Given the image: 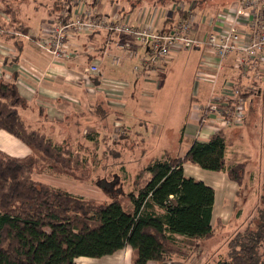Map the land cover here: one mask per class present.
Returning <instances> with one entry per match:
<instances>
[{
    "label": "trees",
    "instance_id": "trees-1",
    "mask_svg": "<svg viewBox=\"0 0 264 264\" xmlns=\"http://www.w3.org/2000/svg\"><path fill=\"white\" fill-rule=\"evenodd\" d=\"M83 1L85 7L98 13L92 8V2L99 4L100 0ZM195 1L169 0L167 5L177 16L174 24L191 19L192 15L198 16L195 11L198 1L197 4ZM0 2V11L4 3V11L13 16L10 0ZM153 2L156 0L149 1ZM203 2L206 4L209 0L200 1L199 13L216 12V7L215 11L210 10L211 5ZM77 4L80 2L72 5ZM67 8L66 18L61 19H71L68 16L71 7ZM13 27V32L28 34L27 27ZM0 28L10 30L4 25ZM170 28L156 29L168 31ZM104 103L98 108L106 117ZM27 105L16 82L0 74V129L31 149L25 157L8 158L0 150V264H76V257H101L128 245L133 249L135 264L164 263L176 256L188 261L200 245V239L214 235L215 189L204 181L188 177L184 164L189 162L224 172L239 189L244 186L248 164L243 161L227 165L225 132L219 130L208 141L195 140L184 156L156 160L140 169L133 179L132 190L127 193L115 187L116 180H93L107 193L108 200L74 194L36 175L49 172L85 181L90 176L91 165L83 155V146L76 148L67 140L54 141L44 131L32 128L20 113ZM262 185L253 218L228 243L229 259L206 264H264V180ZM125 199L131 200L132 210H125Z\"/></svg>",
    "mask_w": 264,
    "mask_h": 264
},
{
    "label": "crops",
    "instance_id": "crops-1",
    "mask_svg": "<svg viewBox=\"0 0 264 264\" xmlns=\"http://www.w3.org/2000/svg\"><path fill=\"white\" fill-rule=\"evenodd\" d=\"M157 2L159 1L156 0V2H153V4H157ZM236 2L237 0H233L229 2L228 5H235ZM32 3L34 4L33 6L37 8L34 0L32 1ZM151 4L149 3V1H147L145 5L150 6ZM222 5L225 7L227 4ZM1 6L3 7V9H1L0 13L3 14L4 5ZM13 6L14 8L12 19L3 18L1 16L0 24L6 27H10L9 31H12L14 29L13 26L15 25L21 26L23 28L27 27L28 34L33 37H37L41 34L46 33V31L51 27L52 24L56 23L57 20L64 18L65 14L68 12L67 7H61L57 13L51 15V17H49L48 19L39 18L38 22H32L31 20L30 22H26L23 20V17H27L29 15L28 4L26 5V10L24 11H22L17 5ZM149 6H144L142 16L140 15L141 11H139L138 14L131 17L130 20L134 23L137 21V24L148 23L153 25L157 29H166L168 27L170 28L177 21L176 13L174 11H169V8H167L166 6ZM211 6H209L210 10L215 9V6ZM223 6L216 9L218 10ZM69 7H71V12L68 16L69 18H72L75 15L76 10L85 7V5L83 3H80L77 5H70ZM160 7L164 8L160 9ZM98 13L104 14L103 12ZM153 14H156V17L154 19ZM207 15L208 14H204L203 17L198 15V17L202 20L201 23L197 21L196 16L194 21L195 34H198L199 32L202 33V31L207 30L208 28H210V26L212 27L213 23L204 22L205 16ZM14 18H16V20ZM50 18L51 20H49ZM45 21L46 23L43 25ZM221 26L222 22L217 21L216 28L220 29ZM80 34L83 33L74 34L72 38H70L69 51L71 52V54H73L71 58L67 59L64 63L57 64L48 55L40 51L31 41L23 37H17L15 35L11 36L10 34L6 32L3 33L0 30V73L8 81L16 82L19 88V92L23 97L27 99L28 102V105L25 108L20 109V113L24 116L27 123L32 128L44 131L54 141H71L76 148L79 145H75V143H78L84 138L86 130H95L97 133L100 132L98 124H94L95 120L98 119V121H107V116L104 117L103 114L100 113V110L98 108L102 102H105L103 106L107 114L112 112V109L114 111V108H117L115 107V105H122V103L117 104L112 99H108L105 91L102 90L99 86L100 78H90L87 75H84L82 72V68L92 61L98 62L104 70V77L108 79L125 80V77L130 72L134 73L132 71L133 62L127 61L121 67H115L111 63V57L104 56V54L102 53V43L105 40L106 33L101 32L100 34H96L93 36ZM83 42L86 45L87 43L89 44L85 49L87 52L83 54V56H81L80 50L72 49L73 47L80 48ZM202 50H205V54H203L202 56L205 59L204 68L206 74L205 78H201V80L205 79L206 82L204 86L199 85L196 88V96L192 97L194 101H197L196 103L203 102L198 108H200L203 104L212 101L214 98L233 99L234 96L232 94V89L235 86L241 88L242 90L244 89V91L242 92L244 94H247L248 97L256 95L259 98H264V79L262 78L263 75L262 73H258L257 71L254 72L252 70L254 68H258L257 66H254V62L251 63V69L249 68V70H247V73L245 74L243 67L241 68L238 63L236 55H231L226 60L222 61V63L218 66L219 60L215 57L212 51L209 49ZM116 51V47L113 46V52ZM169 61L170 60H168V62ZM168 62L166 64H163L162 66L157 67L156 69L167 65ZM241 70H243V72H241ZM249 71H251V74H249ZM244 78H247L248 81V86L246 89L245 86L241 83ZM82 81H85L87 83L86 86L85 84L82 85ZM231 94L233 97L231 96ZM215 95H220L221 97H214ZM83 96L84 100H82ZM85 97L88 98L89 102L85 99ZM248 97L246 96V98ZM120 98L122 101H125L124 94H122ZM113 103H115V105ZM85 109H88L89 112H87ZM197 114L196 119L197 117H199V112ZM71 116H74L73 120H65L66 117ZM133 118L134 117L130 116V119ZM189 120L191 121V126H188V124L185 125V128L182 132V137L179 141L180 151L178 156H184L195 140L208 141L210 137L216 131H218L216 130L217 125H219V122L217 121L214 122L212 120H207L206 126H204L201 130L199 128L198 122L195 119L189 117ZM248 121L249 115L247 113L245 120L242 123L235 124L231 127L221 128V130L225 132L227 145L228 143H232L236 138L239 143L244 144L237 146L236 144H234V147L231 149V153H240L237 149H240L241 146L243 147L247 145V140H262V146L264 148V132L262 137H260L259 135H255L257 131H253V136H248ZM135 122H138V125H140L141 123L139 119H135ZM92 124H94L95 126H92ZM123 126L125 129V134H123V136L127 137L129 134V136H132V133L135 132L136 125L127 124ZM137 135L140 137L142 136V140L145 139L143 133L137 131ZM119 136L121 137L122 135ZM105 137L108 139L107 135H105ZM120 137L117 140H119ZM163 137L166 139L168 138L167 135H163ZM14 138L16 137L11 135L7 131L0 129V150L12 157H25L31 153V149L25 143L20 140L23 144L26 145V147H23L16 140L18 138ZM112 139H116V137L114 136ZM227 145L225 152L228 166L243 161H246L248 164L247 157L244 159L240 157L233 162L231 161L232 163H229L228 159L231 158L227 154ZM256 145L257 143L254 144V146ZM170 157L177 156L164 155L162 159H167ZM185 166H187L186 163L184 165V171L186 173ZM189 166L191 173L189 175H192V177H198L199 179H205L202 178L203 175L205 176V169L204 171H201V169L199 168L200 166L195 164ZM43 176L44 174L36 175V178L46 181L47 183H50L54 186L66 187L63 185H55L49 180L45 179ZM210 179L212 180V183L206 182L205 180L203 181L215 189L213 215V227L215 229L218 220L222 221L223 224L225 223L224 220L227 219V216L225 214L228 213L230 207L229 205H227L218 208V202L219 199H221L220 196L225 195V199H229V201L233 202L234 197L231 194L237 193L239 187L235 182L231 181L224 172L217 171L214 175H211ZM73 193L77 194L75 192ZM83 195L84 194H82V196ZM177 237L179 239L182 238L180 240H183L182 235H178ZM75 263L135 264L133 262V249L130 245L112 254L104 255L101 257L79 256L75 258ZM147 264L190 263L189 260L187 261L182 257L176 256L172 261L169 262L159 263L157 261H149Z\"/></svg>",
    "mask_w": 264,
    "mask_h": 264
},
{
    "label": "rangeland",
    "instance_id": "rangeland-1",
    "mask_svg": "<svg viewBox=\"0 0 264 264\" xmlns=\"http://www.w3.org/2000/svg\"><path fill=\"white\" fill-rule=\"evenodd\" d=\"M32 1L10 0V3L19 6L22 11L26 10V5L28 4L29 15L23 17V20L26 22H30V20L32 22H38L39 18L48 19L51 15L57 13L61 7H69L74 2V0H34L37 6L35 8ZM146 1L151 0H100L99 4L92 2L94 5H92V8L95 11L103 12L107 16H112L113 14L120 17L121 20L130 22L131 17L136 16L139 11H141L140 15L142 16L144 6H149L145 5ZM162 1L170 4L169 0ZM197 1L198 6L195 7V11L200 16L204 15L205 13L198 12V9L201 7L199 3L202 0ZM197 1H195L196 4ZM231 1L233 0H209L206 4L204 1L203 5L208 4L218 8L223 6L222 4L228 5ZM167 4L157 2V4L152 3L149 7L166 6L173 11V8ZM1 5H4L5 8L4 3ZM3 12V14L0 13V17L12 19L11 14L5 11ZM196 16L192 15L193 18H196ZM198 18L197 16V21L201 23L202 20ZM211 18L212 15L208 14L205 16L204 22H211ZM45 23L46 21L43 25ZM88 44L86 45L83 42L80 48L73 47L72 50H80L81 56H83L87 52L85 49ZM203 54H205V50L185 49L179 51L174 59L170 60L167 65L161 68L144 74L130 72L125 77V80L123 79L126 83L122 93L125 95V101H122L121 98H114L115 101L119 100L120 103L124 102V104L122 106L115 105L117 108H114V111L112 109V112L107 115V121H98L96 118L97 120L94 121V124H98L99 133L95 130H86L84 138L78 143H75V145L83 146V155L89 160V164L91 165L90 176L85 181H79L70 176H59L46 172L43 177L55 185L66 186L67 189L69 188V190L81 196L84 194L83 196L85 197H94L105 201L108 200L107 193L101 187L96 186L93 180H106L109 182L116 180L117 186L115 187L120 188L122 193H127L132 190L133 179L140 169L149 166L156 160L162 159L164 155L178 156L180 151L179 141L185 125L188 124V126H191L189 117L195 119L198 125L200 124L199 120L196 119V114L199 112L198 107L203 102L196 103L197 101H194L192 97L196 96V88L199 85L204 86L206 82L205 79L201 80V78H205L206 74ZM257 67L252 70L262 73V78L264 79V64ZM251 71H249V74H251ZM241 83L246 89L248 86L247 78H244ZM83 84L86 86L87 83L82 81ZM235 89L244 91V89L242 90L235 86L232 92ZM214 97L221 96L215 95ZM85 99L89 102L88 98L85 97ZM82 100H84V96ZM246 107L245 117L247 113L249 115V121L247 123L249 130H247V135L253 136V131H257L255 135L262 137L264 132V98H259L256 95L248 97L246 99ZM85 110L89 112L88 109ZM130 116L134 118L130 119ZM73 117H66L65 120L71 121ZM135 119L140 120V125H138V122H135ZM118 123L122 125H136L135 132L132 133V136H129V134L127 137H120L117 140L116 126ZM94 124L92 126H95ZM137 131L143 133L144 140H142V136L137 135ZM105 135H107L108 139H104ZM163 135H167L168 138H164ZM114 136L116 137L115 140L112 139ZM16 140L23 147H26L20 140ZM247 141V145L237 149L240 152L237 154L231 153V149L234 147V144L237 146L244 145L243 143H239L236 138L232 143H228L227 145V154L231 158L228 159L229 163H232L237 158L241 157L244 159L247 157L248 167L245 183L244 186L238 189V193L231 194L234 197L233 202L225 199V195L220 196L221 199H219L218 208L227 205L230 206L228 213L225 214L227 219L224 220V224L220 220L217 221L213 236L200 239V245L193 251L189 260L190 264L215 263L218 260L229 259L228 243L230 239L234 237L237 231L247 226L250 223V219L253 218L263 188L264 148L262 146V140ZM255 143H257L256 146H254ZM4 154L7 158L12 157L6 153ZM186 164L185 174L188 176L191 174L189 165L193 164L189 162ZM199 168L201 171H204V168ZM216 172L205 169V176H202L205 179L193 178L212 183L210 179L211 175H214ZM188 177H192V175ZM123 205L125 210L133 209L130 199H125Z\"/></svg>",
    "mask_w": 264,
    "mask_h": 264
},
{
    "label": "built area",
    "instance_id": "built-area-1",
    "mask_svg": "<svg viewBox=\"0 0 264 264\" xmlns=\"http://www.w3.org/2000/svg\"><path fill=\"white\" fill-rule=\"evenodd\" d=\"M78 2L84 3L83 0H74L73 3ZM194 6L195 3L190 6L189 11ZM155 17L156 14H153V19ZM192 19L191 16V19L181 20L168 31H158L148 23L136 24L121 20L113 14L112 16L98 14L91 8L83 7L75 12L73 18L60 19L56 24H52L46 33L37 39L21 31L0 30L30 40L57 64L64 63L73 55L69 51V46L70 38L74 34L95 35L104 32L106 33L102 49L104 56H110L115 67H121L127 61L133 62L132 71L136 74L155 70L185 49L211 50L219 60L218 66L231 55H236L245 73L251 69L252 62L254 66L264 63V0H237L235 5L219 8L212 14V27L202 33L195 34ZM217 21L222 22L220 29L216 28ZM113 46L116 47V52H113ZM82 72L90 78L99 77V86L105 91L107 98L120 104L119 100L115 101L114 98H120L123 93L126 86L123 79L105 78L102 66L95 61L85 65ZM233 96V99L212 100L199 108L197 119L201 130L206 126L207 120L219 122L216 127L218 131L245 120L247 98L239 89L234 90ZM116 127V135L125 133L121 123ZM118 136L117 138L120 137Z\"/></svg>",
    "mask_w": 264,
    "mask_h": 264
}]
</instances>
